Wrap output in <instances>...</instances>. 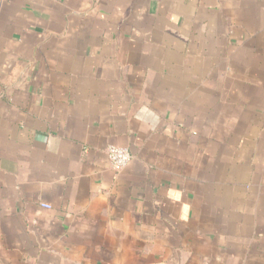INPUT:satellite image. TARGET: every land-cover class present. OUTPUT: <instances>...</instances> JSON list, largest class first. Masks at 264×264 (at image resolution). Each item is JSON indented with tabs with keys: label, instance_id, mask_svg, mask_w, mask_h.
Returning a JSON list of instances; mask_svg holds the SVG:
<instances>
[{
	"label": "crops",
	"instance_id": "crops-1",
	"mask_svg": "<svg viewBox=\"0 0 264 264\" xmlns=\"http://www.w3.org/2000/svg\"><path fill=\"white\" fill-rule=\"evenodd\" d=\"M0 264H264V0H0Z\"/></svg>",
	"mask_w": 264,
	"mask_h": 264
},
{
	"label": "built area",
	"instance_id": "built-area-1",
	"mask_svg": "<svg viewBox=\"0 0 264 264\" xmlns=\"http://www.w3.org/2000/svg\"><path fill=\"white\" fill-rule=\"evenodd\" d=\"M106 156L112 168L116 171L123 169L128 165L132 156L126 147L108 144L106 147ZM44 208H50L48 203H41Z\"/></svg>",
	"mask_w": 264,
	"mask_h": 264
}]
</instances>
